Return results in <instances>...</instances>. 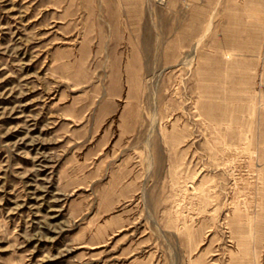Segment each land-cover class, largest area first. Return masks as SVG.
<instances>
[{"label": "rangeland", "instance_id": "374dc122", "mask_svg": "<svg viewBox=\"0 0 264 264\" xmlns=\"http://www.w3.org/2000/svg\"><path fill=\"white\" fill-rule=\"evenodd\" d=\"M0 264H264V0H0Z\"/></svg>", "mask_w": 264, "mask_h": 264}]
</instances>
